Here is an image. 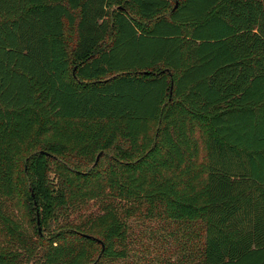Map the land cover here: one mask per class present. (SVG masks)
I'll return each instance as SVG.
<instances>
[{
	"label": "trees",
	"instance_id": "obj_1",
	"mask_svg": "<svg viewBox=\"0 0 264 264\" xmlns=\"http://www.w3.org/2000/svg\"><path fill=\"white\" fill-rule=\"evenodd\" d=\"M138 222L264 264V0H0V264H138Z\"/></svg>",
	"mask_w": 264,
	"mask_h": 264
},
{
	"label": "rangeland",
	"instance_id": "obj_2",
	"mask_svg": "<svg viewBox=\"0 0 264 264\" xmlns=\"http://www.w3.org/2000/svg\"><path fill=\"white\" fill-rule=\"evenodd\" d=\"M74 41V36L72 33H67V42L69 45H72ZM119 141V134L117 132H114L111 134L109 138V144H117ZM137 224V223H136ZM145 223L138 222V264H159L160 259H164V263L166 264V259H171L174 261V259L177 256H180L182 254V250L186 251V249L181 248V250H178L176 248L177 241L176 239L179 238L181 241L179 243H182L184 239L183 229L188 228L191 232L192 243L194 244V247H198L201 241V232L199 229V226H196L195 224H188L186 227H182L180 225L179 227L175 226V236L169 237L167 240H163V236L165 235L164 232H160L161 230H150L149 228H145ZM135 227V223L133 224ZM157 228V226H152ZM192 246V249L194 248ZM159 256V258H158ZM196 259L189 260L186 264H195ZM175 263V262H174ZM179 264H184V262H179Z\"/></svg>",
	"mask_w": 264,
	"mask_h": 264
},
{
	"label": "water",
	"instance_id": "obj_3",
	"mask_svg": "<svg viewBox=\"0 0 264 264\" xmlns=\"http://www.w3.org/2000/svg\"><path fill=\"white\" fill-rule=\"evenodd\" d=\"M177 5V2H175V6ZM174 6V7H175ZM75 69V68H74ZM73 69V71H74ZM171 86H172V83H171ZM102 154V151H99L98 154L96 155L95 157V161L93 163V165H95L99 159V156ZM31 196L32 198L34 197L33 193L31 192ZM33 203H34V206H36V201L33 199ZM36 225H37V230L38 232L40 233L41 232V227H40V224H39V211L38 209H36ZM102 248H103V245L101 244Z\"/></svg>",
	"mask_w": 264,
	"mask_h": 264
}]
</instances>
